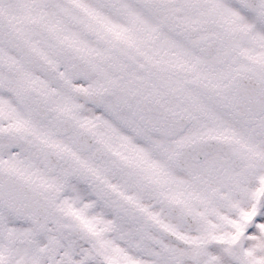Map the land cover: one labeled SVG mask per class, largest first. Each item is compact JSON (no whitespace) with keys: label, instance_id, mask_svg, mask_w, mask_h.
I'll return each mask as SVG.
<instances>
[{"label":"snow or ice","instance_id":"6c2138e0","mask_svg":"<svg viewBox=\"0 0 264 264\" xmlns=\"http://www.w3.org/2000/svg\"><path fill=\"white\" fill-rule=\"evenodd\" d=\"M0 264H264V0H0Z\"/></svg>","mask_w":264,"mask_h":264}]
</instances>
